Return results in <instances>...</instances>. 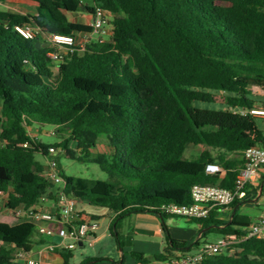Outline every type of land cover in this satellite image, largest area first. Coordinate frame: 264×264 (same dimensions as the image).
<instances>
[{
  "label": "trees",
  "instance_id": "trees-1",
  "mask_svg": "<svg viewBox=\"0 0 264 264\" xmlns=\"http://www.w3.org/2000/svg\"><path fill=\"white\" fill-rule=\"evenodd\" d=\"M21 3L36 13L0 8V192L6 193L1 201L14 209L55 198L47 162L36 155L47 158L56 147L66 193L108 208L119 246L121 219L133 213L162 218L165 250L134 251L136 264L164 262L173 251L198 244L171 236L165 218L178 216L163 207L191 202L195 184L232 188L245 149L264 147V131L249 112L264 106L253 94L255 87L264 90V0H0ZM83 6L91 14L96 6L112 13V33L87 39L61 62L52 61L42 34L94 33L89 23L68 17ZM18 24L40 31L27 39ZM218 92L225 93V107L195 104L216 102ZM44 125L53 126L61 140L39 139L33 129ZM72 142L79 150L76 159L98 164L107 179L64 173L59 155ZM189 144L202 150L186 156ZM209 162L221 165L224 176L206 173ZM214 211L189 219L207 228L205 235L216 232L239 241L202 264H264V236L249 235L251 221L236 212L226 221ZM45 242L32 219L8 220L0 213V264H12L19 252ZM62 257V264H71V250Z\"/></svg>",
  "mask_w": 264,
  "mask_h": 264
},
{
  "label": "built area",
  "instance_id": "built-area-1",
  "mask_svg": "<svg viewBox=\"0 0 264 264\" xmlns=\"http://www.w3.org/2000/svg\"><path fill=\"white\" fill-rule=\"evenodd\" d=\"M7 5H3L7 7ZM28 7L36 13V9L26 4H18ZM2 6V4H0ZM30 13V12H27ZM107 11L96 6L92 19L89 24L92 26L94 33L110 35L112 26L109 23ZM16 30L27 39L37 37L40 27L18 24ZM50 47L46 55L54 62L59 63L63 59V54L74 50L77 44V38L70 34L49 33L46 35ZM256 117L264 119V106L256 105L249 110ZM26 145V144H25ZM50 155L47 157V166L45 175L54 185L55 198L49 199L42 197L41 201H51V207L46 209L42 206L24 207L18 206L9 209L10 213L15 216L26 217L36 222L40 234L44 237L58 236L60 242L46 243V249L49 252L64 251L75 249L80 241L88 238L90 234L98 230L99 221L95 218L85 216L77 208L78 201L66 193L65 181L61 174L58 162L54 155L58 152L56 147H50ZM244 166L238 172L234 186L232 188L221 187L214 184H195L191 188V202L185 204H170L163 208L169 214L202 219L219 207H228L234 202L244 200L248 197L251 184L260 175V170L264 166V147L249 146L244 151ZM208 174H219L224 176L225 170L215 162H209L205 166ZM5 192H0V199L5 197ZM249 235L257 237L264 236V211L259 220L251 224ZM238 238L233 240H222L217 243L207 242L195 254H182L171 257L167 264H202L203 260L210 255L219 253L227 245L238 242ZM27 252H19L17 257L26 256ZM27 264H39L38 261L29 259Z\"/></svg>",
  "mask_w": 264,
  "mask_h": 264
},
{
  "label": "crops",
  "instance_id": "crops-1",
  "mask_svg": "<svg viewBox=\"0 0 264 264\" xmlns=\"http://www.w3.org/2000/svg\"><path fill=\"white\" fill-rule=\"evenodd\" d=\"M84 2L86 4H90L92 3V0L90 1L84 0ZM11 5L13 4L7 5V8H10ZM29 6L35 8L32 5ZM82 8H84L85 11H87L90 22L92 19V14L88 12L86 7L83 6ZM82 8L78 12H81ZM18 12L27 13L26 11H18ZM28 12L35 14L33 10H28ZM75 13L73 12L68 13V17L70 20L76 21V18L70 17V14H75ZM106 16L108 21L110 22L112 18V13L107 11ZM79 35L81 36L82 34ZM92 35L93 34H88L86 37H84V40L86 41L87 39H91L93 37ZM42 37L46 38L44 34H42ZM97 37H100V35L98 34ZM40 43H41L40 41L37 42L38 45ZM77 43H78V37H77ZM253 94L256 95L259 101H264V90H260L255 87L253 88ZM263 185H264V166L260 170V175L258 176V178L251 184L248 197L244 200L238 201L236 205H230L228 207H219L214 209L215 217L224 219L226 221H230L232 219L233 214L236 212L240 216L247 217L251 221V224L257 222L264 211V192H262ZM1 202L4 201H1L0 199V203ZM82 202L83 205H81L80 201H78L77 208L80 211H82V213L85 216H89L97 219L99 221L100 227L98 228V230L90 234L88 238L84 239L83 241H80L77 247H85L86 244H89L90 246L97 245L104 240V238L108 233L115 239V237L111 233V228L114 224L115 215L108 208L94 206L89 204L87 201H82ZM51 203L52 202L50 200L43 201L41 202L40 206L49 209L51 207ZM87 211H89L90 214H88ZM0 213L8 220L12 217L10 211H5L3 209V206L1 205H0ZM168 218H174V217L172 216L166 217L165 218L166 224H167L166 220ZM182 218L185 219L187 223L193 224L194 233L191 238L192 240L191 241L188 240L189 238H186L185 236L175 235L173 233V230H171L170 232L169 225L167 224L171 236L175 239L187 241L190 243V245L197 239L199 240V243L193 244L190 248L188 245L185 252L178 250L173 251V255L169 256L168 260L171 257L179 256L182 254H195L201 249L203 244L207 242L217 243L222 240H233L234 238H236V237H230L229 235H221L220 237H218L216 241H210L207 239V234L206 235L204 234V231L207 228H203L201 223L195 222L186 217H182ZM103 219L107 220L105 228L102 225ZM162 221H163L162 218L158 214H148V213L147 214L133 213L121 219L119 222L118 231L119 234L121 235V241L123 245L119 246L115 239L118 248V257L112 258L107 254H103L104 252H102V248H101L100 251L95 255H86L82 259L81 263L84 262L85 264H136V260L132 256V252L134 251L144 253L145 255L162 253L167 245L165 233L162 228ZM250 226L248 229H250ZM45 241L46 242L44 244L35 245L30 252H27L26 256L24 257L16 256L12 264H27L29 259L36 260L39 262V264H62L63 262L62 253H65L66 250L49 252L46 249V243L60 242V238L56 235L52 237H45ZM75 249L71 250L73 257H74ZM91 258H102V260L99 261L90 260V262H88V260ZM168 260L164 262H159L153 259L147 264H167Z\"/></svg>",
  "mask_w": 264,
  "mask_h": 264
},
{
  "label": "rangeland",
  "instance_id": "rangeland-1",
  "mask_svg": "<svg viewBox=\"0 0 264 264\" xmlns=\"http://www.w3.org/2000/svg\"><path fill=\"white\" fill-rule=\"evenodd\" d=\"M90 1V0H89ZM0 8L10 9V10H17V11H26L30 10L28 7L21 6V5H11L10 8H7L5 6H0ZM70 17L76 18V21L82 22V23H89V17L87 14V11H85L84 8H82L81 12L70 14ZM84 35V36H83ZM88 34H82L81 36L78 35V46L83 47L84 46V37H86ZM93 38H96L98 34L93 33ZM103 37L106 39L107 35H103ZM260 90H263L261 88H258ZM224 92H218L216 94V102H201L197 101L195 104L200 107L204 108H223L225 107L224 102ZM257 125L260 129L264 131V119L263 118H257ZM33 133H35L39 139H41L45 144L55 143L59 142L61 140V137L59 135H56L54 132V127L51 125H44L41 129V131H38V129H33ZM89 140L92 141V137H87ZM202 150V146H195L192 144H189L187 146L186 150V156H191L194 154L199 153ZM74 151H79L76 148V145L74 142L70 144V148L66 151H63V153H60L59 155V163L61 165V168L63 169L64 173L67 175H75V176H83L88 178H99V179H107L108 175L106 172L101 170L98 164L89 161V159H86L84 161L76 159V155ZM36 158L42 162H47V158L43 157L41 154H37ZM80 204L83 205V202L80 201ZM1 206H3V209L5 211L8 210V206L4 203H0ZM88 214H90L89 211H87ZM167 224L169 225L170 232L173 230V233L178 236H185L186 238H189L188 240H192V236L194 233L193 230V224L187 223L185 219L182 217H174V218H168ZM107 220L103 219L102 225L105 228ZM221 234L216 232H210L207 234V239L210 241H216L218 237H220ZM102 248L103 254H107L108 256L112 258L118 257V248L115 242V239L108 233L104 240L94 246H90L89 244H86L85 247H77L74 250V257L71 260V264H80L82 259L86 255H95L97 254L100 249Z\"/></svg>",
  "mask_w": 264,
  "mask_h": 264
}]
</instances>
